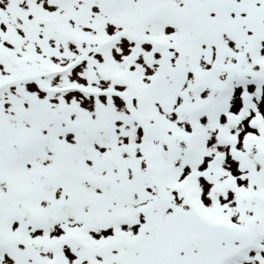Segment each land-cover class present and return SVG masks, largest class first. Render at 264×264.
<instances>
[{
  "label": "snow or ice",
  "instance_id": "6c2138e0",
  "mask_svg": "<svg viewBox=\"0 0 264 264\" xmlns=\"http://www.w3.org/2000/svg\"><path fill=\"white\" fill-rule=\"evenodd\" d=\"M0 264H264V0H0Z\"/></svg>",
  "mask_w": 264,
  "mask_h": 264
}]
</instances>
